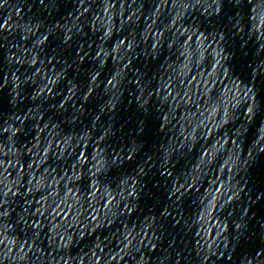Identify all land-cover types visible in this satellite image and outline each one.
Masks as SVG:
<instances>
[{
	"label": "water",
	"instance_id": "water-1",
	"mask_svg": "<svg viewBox=\"0 0 264 264\" xmlns=\"http://www.w3.org/2000/svg\"><path fill=\"white\" fill-rule=\"evenodd\" d=\"M0 264H264V0H0Z\"/></svg>",
	"mask_w": 264,
	"mask_h": 264
},
{
	"label": "clouds",
	"instance_id": "clouds-1",
	"mask_svg": "<svg viewBox=\"0 0 264 264\" xmlns=\"http://www.w3.org/2000/svg\"><path fill=\"white\" fill-rule=\"evenodd\" d=\"M41 2H43V0H41Z\"/></svg>",
	"mask_w": 264,
	"mask_h": 264
}]
</instances>
